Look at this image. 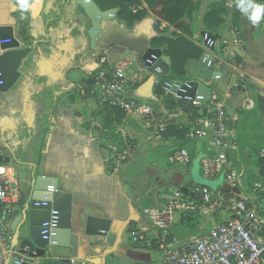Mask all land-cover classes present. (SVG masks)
Instances as JSON below:
<instances>
[{"label": "crops", "instance_id": "crops-1", "mask_svg": "<svg viewBox=\"0 0 264 264\" xmlns=\"http://www.w3.org/2000/svg\"><path fill=\"white\" fill-rule=\"evenodd\" d=\"M77 1L28 0L30 7L25 10L20 0H0V54L26 47L32 49L21 68V79L8 93L0 94V165L10 169L9 178L19 194L33 172L36 176L57 179L59 190L72 196L73 223L88 215L112 221L111 231L117 234L113 247L104 244L101 248L103 244L97 238L75 237L73 251L80 259L91 264L140 263L141 253L149 250L131 247L130 226L146 229L148 224L142 215L148 207L145 198L152 194L155 200L165 199V191L172 185L158 176L153 185L146 186L138 169H150L148 160L153 156L158 160L159 148L167 149L168 158L178 140L175 136H165L162 144L149 145L138 123L126 119L120 110L104 108L94 98L82 96L79 88L91 84L99 60L104 57L111 66L127 64V75L136 78L128 97L150 103L154 100V86L145 71V53L149 49H162L163 56L171 60L165 54L168 47H157L155 39L175 40L182 36L194 42L207 30L205 18L213 6L210 0H190L192 18L182 21L188 25L190 36L187 31L156 18L145 0H92L102 11L118 9L114 18L101 22V33L93 47L89 35L93 22ZM127 3L132 14L144 13L132 25L122 17ZM254 3L264 5V2ZM219 16L224 20L219 30L228 41V54L251 76L248 90L235 94L232 102L239 109V132L241 113H244L240 106L246 98H253L259 115L264 116L259 103L260 99L264 101V19L253 25L241 12L235 25L234 10ZM161 22L165 25L162 31ZM232 22L242 40L240 47L234 41L235 31L229 27ZM201 58L192 56L185 64L188 81L212 79L210 71L199 67ZM212 91L219 96L227 93L224 83L213 86ZM113 121H117L114 131L107 136ZM118 129L128 132L135 148L131 160L116 169L107 159L111 147L124 145ZM200 146L198 143L196 151ZM19 211L9 222L13 227L9 245L16 244V230L25 216L21 204ZM1 215L0 206V218ZM3 249L0 245V250ZM145 263L153 264V261Z\"/></svg>", "mask_w": 264, "mask_h": 264}, {"label": "built area", "instance_id": "built-area-1", "mask_svg": "<svg viewBox=\"0 0 264 264\" xmlns=\"http://www.w3.org/2000/svg\"><path fill=\"white\" fill-rule=\"evenodd\" d=\"M210 1L227 10H234L239 2ZM164 28L161 22L159 30ZM209 32L220 35V40L199 35L194 42L203 49V55L213 62V76L210 81L195 82L211 90L213 86L224 83L227 93L223 96L212 91L208 100L182 98L179 92L191 89L190 83L193 81L163 85L162 70H153L158 60L155 56L145 61V71L152 78L154 86V100L150 103L128 97L136 78L127 75V64L111 66L104 57L99 60L91 84L80 87L79 92L82 96L94 98L101 106L123 111L126 119L140 125L143 139L149 145L162 144L171 127H186V140L201 145L197 154L201 157L202 177L209 181L223 178L222 186L216 190L193 181L168 190L162 206L148 207L142 211L148 227L133 229L129 233L131 244L163 252L164 264H264V177L253 185L251 193L247 192L245 176L251 168L245 167L239 159L240 164L237 166L233 159L240 152L237 126L240 114L233 104L234 95L241 90H248L251 76L233 55L228 54V41L221 31L215 29ZM234 41L239 47L242 45L236 33ZM212 47L215 51H211ZM255 108L256 101L246 98L242 101L240 111L250 112ZM189 109L198 116L188 114L186 111ZM118 134L123 136L124 145L111 147L107 159L116 169L131 160L135 148L126 130L118 129ZM260 158L264 160V148L260 150ZM167 162L170 167H182L190 174L194 161L187 148H179L169 153ZM7 169L6 165H0V245L4 249L9 246L13 235L10 219L20 213V194L14 189ZM182 187L187 188V194L182 191ZM50 193H54L52 188L37 205L46 206L51 199ZM189 213H196L210 224L200 228L202 234L197 238L182 241L173 236V230L182 216ZM56 226L55 220L43 225L44 239L53 235L52 230Z\"/></svg>", "mask_w": 264, "mask_h": 264}, {"label": "water", "instance_id": "water-1", "mask_svg": "<svg viewBox=\"0 0 264 264\" xmlns=\"http://www.w3.org/2000/svg\"><path fill=\"white\" fill-rule=\"evenodd\" d=\"M167 0H161L155 7L153 14L156 18L165 21L163 8ZM77 4L81 6L87 16L93 22V27L89 31L91 44L93 47L97 44V39L101 33V22L114 18L118 9L102 11L92 0H78ZM183 23L174 25L176 29ZM202 37L207 35L213 40H220V35H213L204 30L200 33ZM211 51H215L212 47ZM32 49L26 47L15 49L0 54V94L8 93L18 83L22 77L21 68L25 60L31 54ZM155 56L158 60L153 70L160 68L162 70L161 82L165 84H181L180 81H174L169 78L171 73V60L163 56L162 49H149L144 55V60ZM202 55L199 61V67L204 70L212 71L213 62ZM191 89L187 92H179L182 98H192L197 100H208L211 97L212 90L207 89L197 82L190 83ZM201 160V157H198ZM9 159L6 158V161ZM223 179V178H221ZM184 176L175 175L170 181V185L181 187L184 183ZM14 189H17L13 185ZM213 190L212 186H210ZM52 188L54 193L46 206L37 205L42 202L44 197L49 194ZM20 204L25 208L24 219L19 223L16 230V244L9 245L0 250V264H91L86 260L80 259L73 251L76 236H86L99 239L104 248L105 245L114 246L117 234L111 231L112 221L107 218L88 215L80 222L73 223L72 196L59 190L57 179L36 176L33 172L30 179L26 180L20 188ZM18 191V190H17ZM182 191L187 194L188 190L182 187ZM19 193V192H18ZM57 221V226L52 230L53 235L49 239H44L42 234L43 225L50 221ZM105 244V245H104ZM62 249L65 251H59Z\"/></svg>", "mask_w": 264, "mask_h": 264}, {"label": "trees", "instance_id": "trees-1", "mask_svg": "<svg viewBox=\"0 0 264 264\" xmlns=\"http://www.w3.org/2000/svg\"><path fill=\"white\" fill-rule=\"evenodd\" d=\"M160 1L161 0H145V2L152 10L155 9L156 5ZM129 6L130 4L127 3L123 7L122 17H126L128 24L132 25L134 22L141 20L144 16V13L141 12L137 15H134L129 11ZM193 11L194 10L192 9L190 0H167V3L163 8V15L165 16V21L171 26H174L176 24L183 23L182 21L185 18L191 19ZM225 11L226 10L224 8L217 5H213L212 11L205 18V25L207 28L206 31H214L215 29L221 28V26L224 24V20L220 18L219 15ZM240 13L241 11L239 10L237 5L234 9L233 17L235 25H237ZM179 30L187 31V34H189L190 36L192 35V33L188 30V25H180ZM154 43L157 47H168V50L165 51V54L170 56L172 61L171 73L169 75V78L182 82L188 81L186 78L178 79L175 76H179L180 74L182 75V73L183 75H185L184 66L191 59V57L194 56V50L197 48L194 42L187 40L185 37L177 36L175 40L160 37L155 39ZM259 103L261 104L262 112L264 113V101L260 99ZM103 107L112 110H119L117 108H110L107 106ZM186 112L188 114H193L194 117L198 116L191 109L187 110ZM259 112L260 111L257 109L256 105V108L253 111L241 113L240 118L248 119L253 116L256 120L257 127H259L264 132V126L261 124L262 119L260 118ZM116 122L117 121H113V123L110 124L111 128L109 126L110 129L109 131H107V136L111 133L110 131H114V126ZM186 132V127H171L170 130L165 134V136H175L178 140L177 144L180 148H188L189 146L193 147L191 151V158L194 161V159L197 157V151L195 149L196 143L186 140ZM239 144V155L237 157H233V159L234 163L237 166H239L240 160L245 167L251 168L245 176L246 191L251 193L253 185L256 182L262 180L264 177V160L260 158V150L264 148V135L261 138L255 137L251 141L243 137V135L240 133L239 126ZM252 169H255L257 171H254ZM201 221L202 219L196 213H189L182 216L177 226H182L183 231H185L186 233L193 232L200 227ZM133 226L134 225L130 226L129 233L133 230ZM173 236H175L174 232ZM131 247L134 249H139V247L135 244H131Z\"/></svg>", "mask_w": 264, "mask_h": 264}, {"label": "rangeland", "instance_id": "rangeland-1", "mask_svg": "<svg viewBox=\"0 0 264 264\" xmlns=\"http://www.w3.org/2000/svg\"><path fill=\"white\" fill-rule=\"evenodd\" d=\"M211 2V1H210ZM241 3V0L239 1ZM245 3L249 2V0H244ZM251 2H264V0H251ZM213 6V4L211 3ZM227 11V9H225ZM264 22V21H263ZM235 24V23H234ZM233 22L229 24V27H231V30L235 31L237 34V31L234 29ZM202 42L201 40H199ZM194 56L199 57L202 56L204 51L201 48H196L194 50ZM173 77V76H172ZM178 79H184L187 76L180 74L179 76H175ZM260 118L262 119L261 124L264 126V116L261 115ZM240 126V133L243 135L244 138L249 139L252 141L255 137H263L264 132L257 127L256 120L253 116H251L248 119H241V122L239 123ZM197 146V144H196ZM195 146V147H196ZM180 147L178 144H176V147H173L172 149H179ZM189 152L191 153L193 147L189 146L187 148ZM197 149V147L195 148ZM167 149L162 147L156 150V153L159 155L158 160H156L153 156L152 160H148L147 166L150 167L146 170V168H139L138 170L142 171V177L145 179V185H153L154 180L156 177L160 176L162 181H164L166 184H168L175 176L176 174H181L183 176H186L185 184H188L190 182L200 183L208 186H212L214 189H217L218 187L222 186L223 179H219L217 181H209L207 179H204L201 174V166H200V159L196 157L193 162V166L191 168L190 174L186 173L187 171L184 170L182 167H170V165L167 162V156H166ZM151 156V155H150ZM154 163V165L152 164ZM169 191L173 189L172 186L167 187ZM165 193H168L165 191ZM146 206L148 207H157L161 206L165 203L164 199H157L150 194V197L145 198ZM147 207V208H148ZM209 222L202 219L201 225L198 229H196L193 232L186 233L183 231L182 226H175L173 232L177 238L180 240H190L192 238H197L202 233L200 232V228H206L209 226ZM147 250V249H146ZM140 263H145L148 260H152L153 264H164V254L161 251L158 250H149L145 251V253H141L140 258H138Z\"/></svg>", "mask_w": 264, "mask_h": 264}, {"label": "clouds", "instance_id": "clouds-1", "mask_svg": "<svg viewBox=\"0 0 264 264\" xmlns=\"http://www.w3.org/2000/svg\"><path fill=\"white\" fill-rule=\"evenodd\" d=\"M20 6L28 10L30 5L28 0H20ZM239 10L247 16L248 20L253 24H259L262 19H264V5L251 2L245 3L244 0H241V3L238 4Z\"/></svg>", "mask_w": 264, "mask_h": 264}, {"label": "bare ground", "instance_id": "bare-ground-1", "mask_svg": "<svg viewBox=\"0 0 264 264\" xmlns=\"http://www.w3.org/2000/svg\"><path fill=\"white\" fill-rule=\"evenodd\" d=\"M185 137H186V136H185ZM7 173H8L9 176H11V171H10L9 168L7 169Z\"/></svg>", "mask_w": 264, "mask_h": 264}]
</instances>
